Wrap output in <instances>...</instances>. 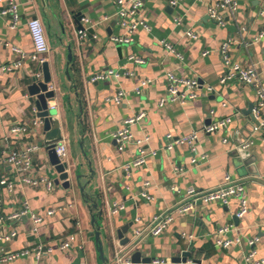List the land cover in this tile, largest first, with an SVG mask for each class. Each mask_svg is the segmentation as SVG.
I'll list each match as a JSON object with an SVG mask.
<instances>
[{
	"label": "crops",
	"instance_id": "1",
	"mask_svg": "<svg viewBox=\"0 0 264 264\" xmlns=\"http://www.w3.org/2000/svg\"><path fill=\"white\" fill-rule=\"evenodd\" d=\"M17 1L18 27L11 29L10 19L0 18V264H104L96 253L88 204L76 187L67 190L55 183L58 173L50 164L43 123L39 124L31 102L28 87L39 63L28 57L34 43L27 22L34 17L42 19L50 45L46 62L56 96L48 103L57 110L55 119L68 144L70 168L84 175L86 191L103 211L102 239L110 264H117L119 252H128L118 236L124 226L129 227L124 237H133L137 249L157 260L170 262L190 253L188 261L200 260L201 264H249L246 255L251 250L257 259H264V131L253 132V109L249 112L257 104L255 89L239 81L220 83L226 71L221 47L230 41L232 61L241 67L255 66L264 87V0H237V11L224 14V26L208 15V9L222 0H179L176 7L169 0H143L139 18L150 29L138 28L133 41L123 44L112 41L127 33L119 26L117 0ZM77 21L84 29H79ZM68 44L74 57L72 81L64 74ZM132 56L144 62H134ZM16 62H20L18 68L3 70L4 65ZM110 69L120 77L90 81ZM168 73L197 79L201 85L198 97L185 104L161 106L160 100L168 96ZM39 75L42 78V70ZM144 80L150 83L136 93ZM121 91L125 97L120 104L108 101ZM141 111L147 116L130 130L135 139L145 141L147 162L127 172L126 166L139 155V149L133 143L121 145L113 133ZM226 118L231 123L225 130L201 131ZM13 125H28L23 140H15L10 131ZM192 131H201L195 155L189 145L168 147V134L179 138ZM81 139L84 149L79 145ZM244 142L251 145L240 152ZM7 145L17 151L36 146L30 171H16L5 163ZM227 174L245 185L249 210L244 217L237 216L240 203L236 198L228 205L200 202L192 213L175 212L186 201L189 188L214 189L224 183ZM24 178H48L54 188L29 184ZM26 204L43 217L37 231L29 214L12 218ZM50 209L56 211L53 216H47ZM161 214H173L174 219L160 236H152L153 221ZM226 225L233 228L222 237L240 239L228 248L216 243L218 230ZM71 236L70 250L62 251V243ZM254 239L255 244L249 245ZM39 245L44 247L40 261L31 255L2 261L8 253Z\"/></svg>",
	"mask_w": 264,
	"mask_h": 264
},
{
	"label": "built area",
	"instance_id": "2",
	"mask_svg": "<svg viewBox=\"0 0 264 264\" xmlns=\"http://www.w3.org/2000/svg\"><path fill=\"white\" fill-rule=\"evenodd\" d=\"M170 4L176 7L179 3V0H169ZM118 4V12L117 16L119 19V26L123 28L127 33L125 36H114L112 37V41L123 44V43H131L133 41V33L138 28L142 27L146 30H149V26L139 18V13L143 7V0H117ZM238 9L237 0H222L218 3H215L208 9V15L210 19L214 22L218 23L221 26L225 25L224 14L230 13L234 14ZM8 17L10 19L9 27L11 29H16L21 21L20 14V3L17 0H0V18ZM84 22L89 26L92 25V21L89 18H84ZM27 26L31 37L34 43V52L28 56L34 62L42 64L46 62V55L50 52V45L48 41L46 27L39 17H34L28 20ZM80 35H85V32L80 30ZM188 36L196 39L197 35L193 32H188ZM168 48L172 51L170 45L166 44ZM14 51L21 52L18 48H13ZM221 55L223 62L226 67V71L223 77L220 79L221 84H227L231 81H239L246 85L253 86L255 89L257 104L253 109V132L264 131V87L261 83L259 73L255 66L249 67H241L239 64L232 61V57L230 55V41L225 42L221 47ZM22 56L26 55L22 53ZM130 60H133L137 63H143V59L136 58L134 56L130 57ZM20 66V62L12 63L10 65H4L2 68L4 71H12L15 68ZM120 74L115 70H107L100 74L94 75L91 78V82L97 81H106L110 78H118ZM168 81V96L162 98L160 100V105L163 106L166 103H180L185 104L187 101L194 100L198 97V92L200 91L201 85L197 79L191 78H183L175 75L174 73H168L167 75ZM150 83V80L141 81L140 85L135 88L136 93H140L143 86ZM211 90V88H208ZM125 97V93L123 91L119 92L114 98L108 99V101H112L116 104H120L122 99ZM55 108V106H52ZM34 111L37 112V109L34 108ZM147 116L145 111H141L138 114L128 117L123 121V124L113 133V138L120 143L124 144H135L139 149V155L135 157L131 163L126 166V171L129 172L132 167L139 168L146 164L147 162V152L143 148L145 141L137 140L131 133L130 127L134 124H137L145 119ZM39 119V118H38ZM40 123L42 120L39 119ZM38 120H35L34 124H37ZM231 123V118H226L222 120H218L214 123L206 125L202 128L201 131L209 134L218 133L222 130H225L227 126ZM11 134L15 136V140H23L27 133L29 132L28 125H13L10 129ZM201 131H192L190 134L175 138L173 135L168 134L167 139L169 140L168 147L173 148L174 145H189L192 153L197 151L198 138L199 133ZM147 140V139H146ZM264 143V136L262 138ZM227 142V139L224 140ZM250 142H244L242 145V149H248L250 147ZM36 148V146L28 147L25 150H14L11 146L7 145L8 155L5 159V163L12 166L16 171H24L28 172L33 167V159L32 152ZM55 150L60 158L61 162L67 161L68 158V144L62 138L55 145ZM6 152V153H7ZM205 158L204 156L202 157ZM194 163L198 161L196 157L192 160ZM24 180L33 185H39L40 183L45 184L48 189L54 188V182L48 178H42L40 180L24 178ZM146 186L149 183L145 184ZM13 186L11 184L8 185V189L12 190ZM236 198L240 203V209L237 213L239 218L244 217L249 210L247 193L245 185L239 181L233 179L229 174L225 176L224 183L219 185L218 187L210 190H197L195 188H189L186 191V201L179 205L175 212L178 214H188L195 211L198 203L209 204L212 202H220L224 205H228L231 199ZM117 211V209H115ZM113 212H116V211ZM54 209H50L47 211V216H53L55 214ZM31 216V219L34 222V231H37V226L43 221V217L36 213L30 211L29 206L26 204L25 208L22 212L17 213L12 216V218L16 219L20 217V215ZM174 217L173 214H161L157 216L152 224V228L150 233L152 236H160L172 223ZM231 225H226L221 227L218 230L219 237L216 239V243L219 246L228 248L233 244L240 243V239H231L222 237L225 234H228L232 230ZM140 234V233H139ZM74 237H69L66 241H64L61 245L62 251L70 250ZM257 239L250 240L249 245L253 246ZM3 250H0L2 253ZM44 254V247L39 245L36 248H32V250H24L22 252L16 253H8L6 254L2 261L3 262H11L18 258H22L28 255H31L40 261L42 259V255ZM130 254L128 252H119L116 255L115 262L117 264H128ZM246 261L249 264H264V259H257L256 252L251 250L250 253L246 255ZM168 263L165 260H153V264H166Z\"/></svg>",
	"mask_w": 264,
	"mask_h": 264
},
{
	"label": "water",
	"instance_id": "3",
	"mask_svg": "<svg viewBox=\"0 0 264 264\" xmlns=\"http://www.w3.org/2000/svg\"><path fill=\"white\" fill-rule=\"evenodd\" d=\"M77 23H79V29H84L79 21H77ZM73 59L74 57L71 44H68L67 63L64 68V74L69 81H72L70 65L73 62ZM40 70H42V78L39 75ZM31 80L32 83L28 87V91L31 96V102L35 104L37 109L36 118L41 119L43 123L45 145L50 164L58 173V178L55 179V183L56 185L61 184L62 187L67 190H71L74 187L79 190L83 201L88 204L91 212V225L94 229V243L98 260L104 264H110V259L106 255L102 239V235L104 234L102 231L103 211L99 209V205L96 200H94V198L86 191L87 184L82 183L84 175H82L78 170L72 171L69 161L62 163L55 150L56 143L62 139V133L59 125L60 122L55 119L57 110L48 103L49 100L55 98L56 96L55 89H53L50 85L52 83L50 64L48 62L39 64V68L36 74L32 76ZM72 88L76 89L75 86ZM252 109H254V105L250 106V113H252ZM80 112H82V108L80 109ZM252 119L254 121L253 115ZM80 123H82V121H80ZM79 145L82 149H84V139L80 140ZM240 152H243V149H240ZM84 155L87 157L86 152H84ZM94 211H96V213H94ZM128 231V226H124L118 231V236L121 239L120 245L127 246V248H129L128 253L130 254V262L128 264H153L154 259L152 257L144 255L143 251L137 249L138 243L136 240H133V237H124ZM190 256V253H183L181 256L173 257L171 261L166 264H201L200 260L188 261Z\"/></svg>",
	"mask_w": 264,
	"mask_h": 264
},
{
	"label": "trees",
	"instance_id": "4",
	"mask_svg": "<svg viewBox=\"0 0 264 264\" xmlns=\"http://www.w3.org/2000/svg\"><path fill=\"white\" fill-rule=\"evenodd\" d=\"M72 69H73V65H72Z\"/></svg>",
	"mask_w": 264,
	"mask_h": 264
}]
</instances>
